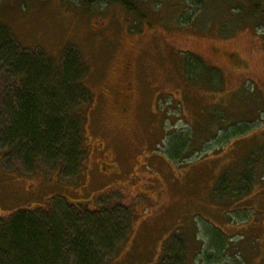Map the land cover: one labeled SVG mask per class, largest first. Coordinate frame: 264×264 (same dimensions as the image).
I'll list each match as a JSON object with an SVG mask.
<instances>
[{"label": "rangeland", "instance_id": "374dc122", "mask_svg": "<svg viewBox=\"0 0 264 264\" xmlns=\"http://www.w3.org/2000/svg\"><path fill=\"white\" fill-rule=\"evenodd\" d=\"M134 2L0 0V30L57 65L77 54L92 95L79 175L28 171L2 141L13 76L0 61V215L61 197L118 204L112 225L129 231L101 264H264V13L249 0Z\"/></svg>", "mask_w": 264, "mask_h": 264}, {"label": "trees", "instance_id": "16d2710c", "mask_svg": "<svg viewBox=\"0 0 264 264\" xmlns=\"http://www.w3.org/2000/svg\"><path fill=\"white\" fill-rule=\"evenodd\" d=\"M112 1L137 11L134 0ZM249 1L254 10L264 13V0ZM0 61H6L13 76L8 82L13 99L7 104L2 128L8 153L28 171L44 165L60 169L63 176L77 177L86 151L82 107L92 101L82 79V60L70 52L57 65L42 55L24 53L9 32L0 30ZM187 63L194 74L202 64L196 57ZM213 69L214 81L220 83L222 75ZM251 187L250 183L247 188ZM117 206L80 208L61 197L44 206L0 215V264H101L102 255L111 253L115 242L129 231L112 225L111 211Z\"/></svg>", "mask_w": 264, "mask_h": 264}, {"label": "flooded vegetation", "instance_id": "af4514ba", "mask_svg": "<svg viewBox=\"0 0 264 264\" xmlns=\"http://www.w3.org/2000/svg\"><path fill=\"white\" fill-rule=\"evenodd\" d=\"M130 69H131V66H129V65H125L124 66L123 74L120 77V78H123L124 77L122 79V81L126 77L124 74H126L127 72H129ZM119 86H120L121 89L119 91L120 95H119V97L116 100L117 101L116 102L117 103L116 105H117V108H118L117 113L119 114V116H122L124 118V117H126V115L128 113V110L130 108L129 107L130 106V102H131V98L129 97V94H130L129 93L130 92V86L128 84H126V83H120ZM115 88H117V86ZM115 88H114V90H115ZM117 90H119V89H117ZM65 199H67V198H65Z\"/></svg>", "mask_w": 264, "mask_h": 264}, {"label": "water", "instance_id": "95a60500", "mask_svg": "<svg viewBox=\"0 0 264 264\" xmlns=\"http://www.w3.org/2000/svg\"><path fill=\"white\" fill-rule=\"evenodd\" d=\"M76 206L80 207V208H87L89 207V205L87 203H83L81 201H76V202H73Z\"/></svg>", "mask_w": 264, "mask_h": 264}]
</instances>
